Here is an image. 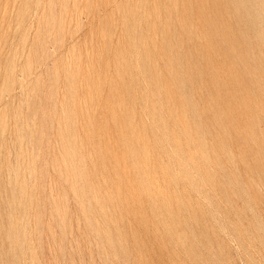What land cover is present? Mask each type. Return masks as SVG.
I'll list each match as a JSON object with an SVG mask.
<instances>
[{"label": "rangeland", "instance_id": "1", "mask_svg": "<svg viewBox=\"0 0 264 264\" xmlns=\"http://www.w3.org/2000/svg\"><path fill=\"white\" fill-rule=\"evenodd\" d=\"M0 264H264V0H0Z\"/></svg>", "mask_w": 264, "mask_h": 264}]
</instances>
